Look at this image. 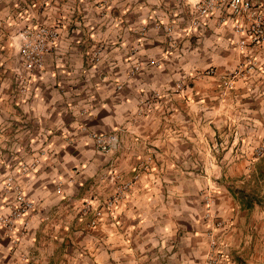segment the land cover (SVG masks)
Here are the masks:
<instances>
[{
    "label": "crops",
    "instance_id": "0c3cea01",
    "mask_svg": "<svg viewBox=\"0 0 264 264\" xmlns=\"http://www.w3.org/2000/svg\"><path fill=\"white\" fill-rule=\"evenodd\" d=\"M199 1L0 0V215L9 177L35 203L24 230L0 225V264H203L202 190L232 264H264V72L225 87L235 36L215 18L188 33ZM39 25L59 37L26 77L20 34ZM255 55L264 67V43ZM88 132L121 146L102 153ZM124 183L91 228L84 206Z\"/></svg>",
    "mask_w": 264,
    "mask_h": 264
},
{
    "label": "built area",
    "instance_id": "2783aa9c",
    "mask_svg": "<svg viewBox=\"0 0 264 264\" xmlns=\"http://www.w3.org/2000/svg\"><path fill=\"white\" fill-rule=\"evenodd\" d=\"M211 18H215L217 25L231 28L235 36V47L241 56L237 68L223 75L226 79L225 87L230 88L234 80L251 71L264 72V67L258 63L255 55L264 43V0H260L258 3H253L252 0H200L190 12L187 32L197 30ZM159 26L156 27L159 28ZM162 29L172 41L175 25L162 26ZM58 37L55 28L45 25L26 28L22 31L20 34V59L26 77L33 76L43 68L44 58L56 46ZM92 61L94 63L99 61L97 52L92 54ZM138 71V66L134 67L130 76ZM204 75H214V70H206ZM118 89H121V86H118ZM138 114L140 115L141 112L139 111ZM87 136L97 150L102 153L115 152L121 146V138L115 132L105 135L88 132ZM263 150L264 147L260 148L257 155L260 156ZM4 188L6 192L14 193V202L8 216L0 215V225L8 227L11 231H22L28 218L35 213V203L26 196L11 177L5 181ZM129 189V183L121 184L115 194L101 208L92 209L89 205L84 206L83 214L92 213L89 226L97 227L103 219L105 211L112 215L126 198ZM201 192L205 208L204 217L210 223L207 232L208 253L203 264H232L225 245L217 237V231L224 230L227 223L214 213L211 192L208 190Z\"/></svg>",
    "mask_w": 264,
    "mask_h": 264
},
{
    "label": "trees",
    "instance_id": "16d2710c",
    "mask_svg": "<svg viewBox=\"0 0 264 264\" xmlns=\"http://www.w3.org/2000/svg\"><path fill=\"white\" fill-rule=\"evenodd\" d=\"M229 191H230L232 194H234V191H233L232 189L229 188Z\"/></svg>",
    "mask_w": 264,
    "mask_h": 264
}]
</instances>
